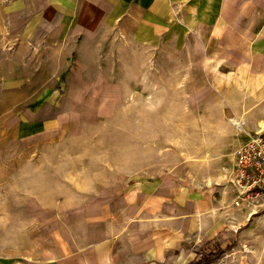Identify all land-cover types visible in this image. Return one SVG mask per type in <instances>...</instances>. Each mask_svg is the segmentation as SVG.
<instances>
[{
	"label": "rangeland",
	"instance_id": "obj_1",
	"mask_svg": "<svg viewBox=\"0 0 264 264\" xmlns=\"http://www.w3.org/2000/svg\"><path fill=\"white\" fill-rule=\"evenodd\" d=\"M220 1L163 0L136 13L143 18L126 20L99 46L109 82L84 84L87 95L98 97L82 102L69 96L75 83L58 80L69 52L0 36L8 50H0V120L52 86L66 120L61 137L34 145L13 143V131L0 121V254L58 253L64 208L93 199L90 192L122 189L128 178L160 174L165 167L182 166L187 176L216 173L209 148L220 136H231L230 116L218 113L209 68L223 55L217 49L213 56L222 28L210 30ZM19 54L30 63L19 66ZM207 248L200 255L204 264L224 263L225 248ZM213 252L218 254L208 257Z\"/></svg>",
	"mask_w": 264,
	"mask_h": 264
},
{
	"label": "crops",
	"instance_id": "obj_2",
	"mask_svg": "<svg viewBox=\"0 0 264 264\" xmlns=\"http://www.w3.org/2000/svg\"><path fill=\"white\" fill-rule=\"evenodd\" d=\"M162 1L0 0L1 41L15 35L19 44L25 38L32 48L57 46L69 52L58 80L75 83L69 96L82 102L98 97L87 95L84 84L109 82L99 46L126 20L144 17L137 12L151 11ZM220 3L210 30L222 28L213 56L217 49L223 55L215 56L218 61L209 68L219 95L218 113L222 119L230 116L226 126L231 136L211 140L207 159L216 162V173L209 169L200 177L187 176L182 166L165 167L160 174L128 178L122 189L90 192L93 199L64 208L58 253L0 254V264H193L209 250L207 245L225 248L223 264H264V202L249 203L233 180L240 148L264 126V0ZM208 15L215 18L214 12ZM0 50L8 51L2 45ZM17 61L24 67L31 60ZM57 93L55 86L47 87L4 115L0 121L13 131V143L34 145L61 137L66 120ZM234 248L241 251L233 254Z\"/></svg>",
	"mask_w": 264,
	"mask_h": 264
},
{
	"label": "built area",
	"instance_id": "obj_3",
	"mask_svg": "<svg viewBox=\"0 0 264 264\" xmlns=\"http://www.w3.org/2000/svg\"><path fill=\"white\" fill-rule=\"evenodd\" d=\"M233 180L248 202L264 198V126L240 148Z\"/></svg>",
	"mask_w": 264,
	"mask_h": 264
},
{
	"label": "trees",
	"instance_id": "obj_4",
	"mask_svg": "<svg viewBox=\"0 0 264 264\" xmlns=\"http://www.w3.org/2000/svg\"><path fill=\"white\" fill-rule=\"evenodd\" d=\"M216 254H218V252H213V253H211L208 257H214V256H216ZM204 263H206L205 262V259H203V258H200V259H198L194 264H204Z\"/></svg>",
	"mask_w": 264,
	"mask_h": 264
}]
</instances>
